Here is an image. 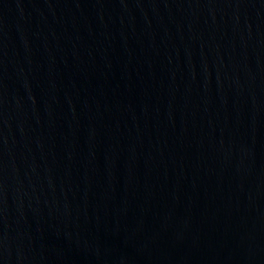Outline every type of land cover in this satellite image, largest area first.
Wrapping results in <instances>:
<instances>
[{
  "label": "water",
  "instance_id": "1",
  "mask_svg": "<svg viewBox=\"0 0 264 264\" xmlns=\"http://www.w3.org/2000/svg\"><path fill=\"white\" fill-rule=\"evenodd\" d=\"M0 264H264V0H0Z\"/></svg>",
  "mask_w": 264,
  "mask_h": 264
}]
</instances>
